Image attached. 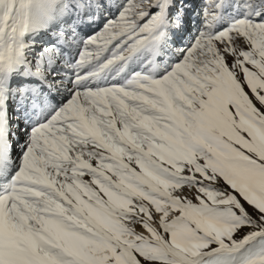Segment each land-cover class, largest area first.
Returning <instances> with one entry per match:
<instances>
[{
    "label": "snow or ice",
    "instance_id": "6c2138e0",
    "mask_svg": "<svg viewBox=\"0 0 264 264\" xmlns=\"http://www.w3.org/2000/svg\"><path fill=\"white\" fill-rule=\"evenodd\" d=\"M0 264H264V0H0Z\"/></svg>",
    "mask_w": 264,
    "mask_h": 264
}]
</instances>
